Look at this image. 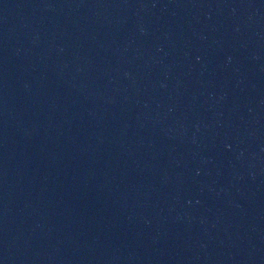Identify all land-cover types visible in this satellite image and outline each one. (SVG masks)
<instances>
[{"label": "water", "instance_id": "95a60500", "mask_svg": "<svg viewBox=\"0 0 264 264\" xmlns=\"http://www.w3.org/2000/svg\"><path fill=\"white\" fill-rule=\"evenodd\" d=\"M0 264H264V0H0Z\"/></svg>", "mask_w": 264, "mask_h": 264}]
</instances>
